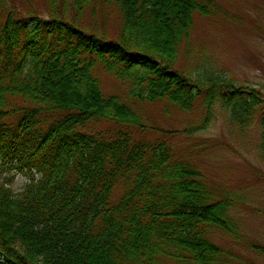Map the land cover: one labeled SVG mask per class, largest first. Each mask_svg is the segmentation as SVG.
<instances>
[{"label": "trees", "instance_id": "16d2710c", "mask_svg": "<svg viewBox=\"0 0 264 264\" xmlns=\"http://www.w3.org/2000/svg\"><path fill=\"white\" fill-rule=\"evenodd\" d=\"M91 1L71 0L72 8ZM105 1L121 10L118 40L62 17L5 10L0 0V264H217L228 253L212 232L240 238L231 201L217 199L165 141L85 132L97 121L146 129L128 104L105 95L95 68L102 61L149 103L192 110L204 95L240 125L260 111L263 150L264 99L225 77L194 81L173 67L194 16H212L217 0ZM9 172L28 177L22 192Z\"/></svg>", "mask_w": 264, "mask_h": 264}, {"label": "rangeland", "instance_id": "374dc122", "mask_svg": "<svg viewBox=\"0 0 264 264\" xmlns=\"http://www.w3.org/2000/svg\"><path fill=\"white\" fill-rule=\"evenodd\" d=\"M4 4L5 10L15 7L25 16L36 13L43 18L62 17L87 32L112 40L120 38L124 24L118 5L105 0H92L79 13L73 10L71 0H5ZM173 67L194 81L225 77L230 85L255 90L264 99V0H217L212 16L196 14L191 34L179 45ZM94 73L105 95L118 96L137 112L148 129L97 121L88 123L83 130L108 137L131 133L137 140L167 142L177 160L198 168L217 199L227 198L232 203L230 216L238 225L240 238L212 232L213 242L228 253L217 264H264V252L252 248H264L261 112L248 124L240 125L230 120L219 100L207 106V96L203 95L192 110L169 102L149 103L133 96V83L117 78L102 61H98ZM65 90L71 96L75 88ZM136 93H140L139 87ZM13 175L11 187L16 193L22 192L28 177L16 172L6 177ZM122 193L123 189L117 188L114 199Z\"/></svg>", "mask_w": 264, "mask_h": 264}]
</instances>
